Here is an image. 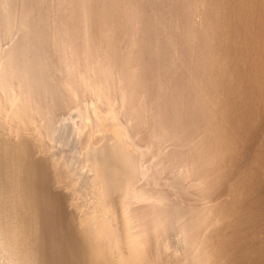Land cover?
Returning a JSON list of instances; mask_svg holds the SVG:
<instances>
[{
    "label": "bare ground",
    "instance_id": "1",
    "mask_svg": "<svg viewBox=\"0 0 264 264\" xmlns=\"http://www.w3.org/2000/svg\"><path fill=\"white\" fill-rule=\"evenodd\" d=\"M0 114V264H264V0H0Z\"/></svg>",
    "mask_w": 264,
    "mask_h": 264
},
{
    "label": "rangeland",
    "instance_id": "2",
    "mask_svg": "<svg viewBox=\"0 0 264 264\" xmlns=\"http://www.w3.org/2000/svg\"><path fill=\"white\" fill-rule=\"evenodd\" d=\"M13 42H14V44H18V43H20L21 41H20V40L18 39V37H17V38L14 39ZM1 44H2V45L5 44V46H4L3 48H6L7 46L9 47V45H10V43H9L8 41H3V40L1 41ZM6 45H7V46H6ZM44 50H45V52H44ZM49 51H51V48H50L49 46L46 45L45 47H43V49L40 51V52H41V57H42V53L45 54V56H46V54L49 53ZM14 56H15V57H16V56H19V54H18V53H15ZM85 95H86V94H85ZM85 95H84V94L79 95V96L76 97V99H75V100H77V101L75 102V100H74V103H72V106H73L74 109L72 108V112L69 111L70 114H72L71 116H68V118L70 119L69 122H73V123H75L77 120H79V116H80V113H81V112H83L84 110H85V111H86V110L88 111L89 109H91V106H92V104H93V103H92L93 99H92V100H89V99H90V96H88V95L85 96ZM87 97H88V98H87ZM83 100H84V101H83ZM80 106H81V107H80ZM5 107H6V106H5ZM85 107H86V109H85ZM87 107H89V108H87ZM81 109H82V110H81ZM79 110H80V111H79ZM5 111H7V109L4 110V111H2V112H5ZM85 111H84V112H85ZM7 112H8V111H7ZM7 112H6V113H7ZM78 113H79V114H78ZM2 114H3V113H2ZM70 114H69V115H70ZM81 115H83V114L81 113ZM0 116H1V114H0ZM76 116H77V117H76ZM4 117H6L5 114H4V116L2 115V116L0 117V118L2 119V120L0 119V120H1V121H0L1 123L3 122V120H8V119H5ZM3 118H4V119H3ZM80 118H81V116H80ZM83 118H84V117H83ZM34 127H36V123L30 128L31 130H30L29 128H27V126H26V129H25L26 131H25V130H24V131H25V132H28V131H29L28 133H29V134L31 133L30 135H31V137H32V135L35 134V133L37 132L36 129H35ZM17 129L22 130V129L19 128V127H18ZM28 129H29V130H28ZM34 129H35V130H34ZM27 130H28V131H27ZM17 131H18V130H17ZM26 134H27V133H26ZM37 134H39V132H37ZM28 137H30V136L28 135ZM31 137H30V138H31ZM13 139H15V138H13ZM16 140H17V139H16ZM32 141H33V140H32ZM35 144L37 145V143H34V145H35ZM89 148H90V145H87V144H86V146H85V144L82 146L81 151H80V155L82 154L81 157H82V156L84 157V154L86 153V151H87ZM141 150H143L142 153H141V154H142L141 161H142V163H144V164L147 162L146 164H148V165L145 164L144 166H145L146 168H150V165L153 163V158L150 156L151 153H150L149 150L146 149V148H143V149H141ZM133 151H134V150H133ZM144 151H145V152H144ZM50 152H51V151H50ZM134 152H135V151H134ZM148 153H149L150 155H149ZM136 154H137V153H136ZM136 154H135V155H136ZM147 155L150 156V157H147ZM137 157H138V154L136 155V158H137ZM136 158H135V159H136ZM149 159H151V160L148 161ZM86 160L88 161V159H85L84 162L88 163V164H87L88 168H87V166H86V163L82 162V163H81V164H82V169H81V170H82V171H85V172H84V173H85V177L88 178V180L86 179L85 182L88 181V183H89V184H86V186L89 185V190H88L89 192H85L86 195L83 194L82 189L79 190V185H80V184H79L78 182H76V181H75V182H74V181L71 182V183L69 184L70 186L68 185V187H69V192H71L70 194L72 195L73 192H74V197L76 196L75 198H77V197H78V198H82V199H83L82 201H84V202H82L81 199L78 200V198H77L76 201L78 202V205H80V204L82 205V204L84 203V204H83L84 206H83V205H82V206H81V205L78 206V205L76 204L77 207H74L73 209H74V211L77 213V215H78V213H79L78 216H82V214H84V215L86 216V217L84 218V219H85V222H86L87 220H90V221H88V223H90L92 220H94V221L97 222V221H99L98 219H100V222H101V220H104V215H103V212H102V210H101L100 202L98 203V201H100V200H99V197L101 196V192H102L101 189H102V188L100 187V185L98 184V182H96V179H95L96 177H94V176H96V174L94 173V172H95L94 166L91 165L92 163L87 162ZM143 160H145V161L143 162ZM136 162H137V159H136ZM90 165H91V166H90ZM83 166H85L86 168L83 167ZM89 166L92 167V168H90ZM83 168H84V169H83ZM91 169L94 170V172H93ZM132 171L134 172V174L136 173L135 175L138 177L137 172H136V169L134 168V169H132ZM86 172H87V174H88L89 172H90V173H89L88 175H86ZM135 175H134V176H135ZM90 176H91V178H90V180H89V177H90ZM136 176H135V177H136ZM92 177H93L95 180H92V179H93ZM139 180H140V179L137 178V180H135V181L137 182V181H139ZM89 181H90V182H89ZM91 182H92L93 184H94V182H95V184L93 185ZM91 184H92V185H91ZM81 186H82V185H80V188H81ZM91 186H92V187H91ZM70 187H71L72 189H70ZM130 188H131V187H130ZM75 189H76V190H75ZM70 190H72V191H70ZM77 191H78L79 193H78ZM80 195H81L82 197H80ZM86 196H87V197H86ZM92 196H93V197H92ZM98 196H99V197H98ZM97 200H98V201H97ZM80 201H81L82 203H81ZM77 202H76V203H77ZM79 202H80V203H79ZM96 204H97V205H96ZM98 204L100 205V207H99ZM96 206H98L99 208H95ZM81 209H82V210H81ZM95 209H96V210H95ZM90 210H91V211H90ZM92 210H93V211H92ZM77 211H79V212H77ZM96 211H97V212H96ZM93 212L95 213L94 215H92ZM100 215H101V216H100ZM92 216H93V217H92ZM91 217H92V218H91ZM100 217L103 218V219H101ZM96 218H97V219H96ZM78 224H80V222H77V220H76V222L73 221V223H72V225H71L72 230H70V233H68V234H66V233H67L66 231H68V230L64 229L65 232H66V233H65L64 230H62V229H63L62 227H61L62 229H61L60 227H58V229H57L58 232H60L59 229H61V232H62V233H61V232H60V233H61V235L63 234V235L61 236L60 242L58 241V239H59L58 236L60 237V233L55 234L56 240H57V242H59V243L56 242L55 246L57 247V244H59V245L61 246V247H60V246L58 245V247H57V248H58V251H56V253L59 252L60 255L57 253V256H58L59 258L56 257V255H54L53 252L55 251L56 248L54 247V248H55V249H54V248H53L54 245H53V246L51 247V249H54V250H52L53 252H52V251H50V252H52V253H53L52 255L55 256V257H53V256H48L49 259H48V258H47V259L49 260V261H48L49 263L58 264V262H59V263L61 262V264H62V262L65 261V260H64L65 256H68L69 253H70L69 255H75L74 258H73V256H72V258H73V260H74V261H73V260L71 259V260H72V261H71L72 264H73V262H74V264L77 263V262L79 261L78 259H79L80 257L82 258L83 255L80 256V255L78 254L79 251H81V250H80V249H79V250H76L77 247H74V249H73V246H74V245L76 246V244H75L76 242L73 243V242L71 241V242L73 243V244H71V242L69 241V240H72L73 237H76L77 235H81V232H82L83 230L80 229V228H82V227L79 228V225H78ZM57 230H56V232H57ZM72 231H73V232H72ZM80 231H81V232H80ZM63 232H64V233H63ZM74 232H75V233H74ZM71 233H72V234H71ZM69 234H70V235H69ZM55 237H53V238H55ZM76 238H77V237H76ZM73 241H75V240L73 239ZM61 243H62V244H61ZM71 245H72V247H71ZM63 246H64V247H63ZM62 247H63V248H66V247L68 248V247H69L68 249L66 248L67 251H68V250H71V249H72V251H70V252H65L66 249H62ZM70 248H71V249H70ZM47 249H48V248H47ZM63 250H64V254H63V252H61V251H63ZM73 250L76 251V254L79 255L80 257L77 256L75 253H73V252H74ZM50 252H48V254H50ZM71 252H72V254H71ZM61 253H62V255H61ZM65 253H67V255H66ZM81 254H82V253H81ZM62 256H64V257H62ZM76 256H77V257H76ZM68 257H69V260H70V256H68ZM68 257H67V262H65L66 264H67V263H68V264L71 263V262H68V261H69V260H68ZM78 257H79V258H78ZM51 258H53V259L56 260V261L54 262V260H52ZM56 258H57V259H56ZM60 258L63 259V261H62ZM81 258H80V259H81ZM65 259H66V258H65ZM76 259L78 260L77 262H75ZM50 260H51V262H50ZM59 260H61V261H59ZM52 261H53V262H52ZM80 261H82V260H80ZM80 261H79L77 264L81 263ZM56 262H57V263H56ZM63 263H64V262H63Z\"/></svg>",
    "mask_w": 264,
    "mask_h": 264
}]
</instances>
